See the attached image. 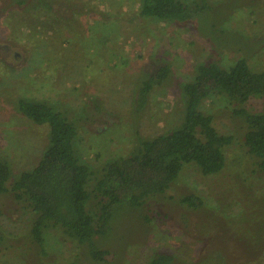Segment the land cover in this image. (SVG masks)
<instances>
[{
  "label": "rangeland",
  "instance_id": "374dc122",
  "mask_svg": "<svg viewBox=\"0 0 264 264\" xmlns=\"http://www.w3.org/2000/svg\"><path fill=\"white\" fill-rule=\"evenodd\" d=\"M205 1L199 17L176 23L140 15V0H0V155L12 169L0 194V264H146L158 252L171 253V264H264V171L244 145L248 127L237 112L260 111L256 96L242 105L224 95L202 102L216 129L232 136L225 167L203 174L187 164L165 192L124 211L101 262L60 228L47 229L39 246L34 213L11 188L48 142L47 125L17 111L18 97L65 111L78 127V155L97 171L138 138L181 122L179 85L197 64L244 57L264 69V0ZM163 62L170 76L137 109L141 77ZM189 194L201 204L183 203Z\"/></svg>",
  "mask_w": 264,
  "mask_h": 264
},
{
  "label": "trees",
  "instance_id": "16d2710c",
  "mask_svg": "<svg viewBox=\"0 0 264 264\" xmlns=\"http://www.w3.org/2000/svg\"><path fill=\"white\" fill-rule=\"evenodd\" d=\"M205 2L140 0L139 14L167 22H189L199 17L207 7ZM169 76L170 66L163 62L141 77L137 109ZM179 87L184 103L181 122L154 136L138 138L130 151L108 160L97 171L78 155V127L65 111L45 100H15L18 112L48 127V142L38 162L19 172L11 185L16 197L25 200L34 213L31 236L39 246L43 247L47 229L60 228L86 246L93 260L101 262L109 252L104 243L115 235L113 224L124 211L165 192L187 164L195 165L203 174L218 173L225 167L232 136L216 129L213 115L201 104L215 95L227 96L239 105L253 96L264 101V69L251 67L244 57L229 66L201 62L195 66L193 78ZM237 112L248 127L244 145L264 171V106L257 112L243 107ZM11 176L9 161L0 155V194ZM181 201L188 206L201 204L193 194L183 196ZM173 259L171 253L158 252L146 264H171Z\"/></svg>",
  "mask_w": 264,
  "mask_h": 264
}]
</instances>
